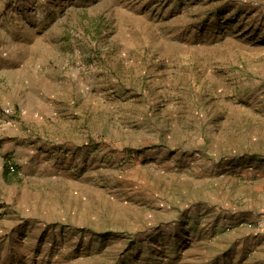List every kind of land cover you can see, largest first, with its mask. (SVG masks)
Returning a JSON list of instances; mask_svg holds the SVG:
<instances>
[{"label": "rangeland", "instance_id": "rangeland-1", "mask_svg": "<svg viewBox=\"0 0 264 264\" xmlns=\"http://www.w3.org/2000/svg\"><path fill=\"white\" fill-rule=\"evenodd\" d=\"M0 264H264V0H0Z\"/></svg>", "mask_w": 264, "mask_h": 264}, {"label": "built area", "instance_id": "built-area-1", "mask_svg": "<svg viewBox=\"0 0 264 264\" xmlns=\"http://www.w3.org/2000/svg\"><path fill=\"white\" fill-rule=\"evenodd\" d=\"M12 169H14V167Z\"/></svg>", "mask_w": 264, "mask_h": 264}]
</instances>
